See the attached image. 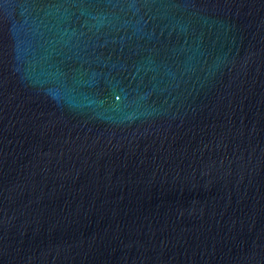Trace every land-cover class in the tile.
Here are the masks:
<instances>
[{
	"label": "water",
	"instance_id": "1",
	"mask_svg": "<svg viewBox=\"0 0 264 264\" xmlns=\"http://www.w3.org/2000/svg\"><path fill=\"white\" fill-rule=\"evenodd\" d=\"M0 264H264V0H0Z\"/></svg>",
	"mask_w": 264,
	"mask_h": 264
}]
</instances>
